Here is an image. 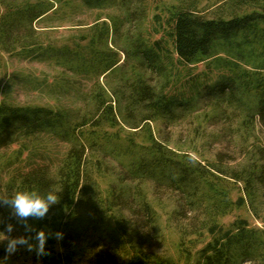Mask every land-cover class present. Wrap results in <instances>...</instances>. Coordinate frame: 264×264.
Returning <instances> with one entry per match:
<instances>
[{
	"label": "trees",
	"instance_id": "16d2710c",
	"mask_svg": "<svg viewBox=\"0 0 264 264\" xmlns=\"http://www.w3.org/2000/svg\"><path fill=\"white\" fill-rule=\"evenodd\" d=\"M74 1L88 10L106 12L84 28V24H78L84 32L81 40L88 42L74 47H43L41 27L35 24L47 18L45 5L30 0H1V50L62 59L71 73L86 77L91 84L82 93L86 105L72 110L0 102V149L41 134L68 145L60 184L48 166H36L13 178L4 192L0 187V199L7 200L18 190L42 194L59 189V200L50 207L54 212L70 211L80 200L86 151L97 144L85 129L109 125L133 134L147 129L150 143L134 148L130 141L119 145L118 155L108 154L117 160L120 171L108 202L98 206L107 212L111 226L74 215L69 225V221L64 223L63 234H70L75 227L84 244L75 264H94L102 254L114 264H176L154 251L161 236L155 229V211L142 184L150 182L176 191L181 205L192 210L202 205L204 182L216 178L241 183L246 205L255 212L256 197L264 186V147L252 148L251 144V157L245 165H229L221 153L214 161L202 163L151 135L150 125L158 122L170 126L199 110L200 101L205 100L219 109L229 108L227 117L244 119V127H264V76L260 74L264 70V0H215L209 9L200 7L201 0H175L177 4L170 12L171 43L179 62L188 65L197 56L208 55L215 41H236L259 59L256 72L230 67L227 75L211 85L190 83V95L165 91L172 81V55L158 42L151 43L144 32L146 0ZM233 133L240 134L238 129ZM9 224L30 229L28 220H21L10 205L0 203V231H7ZM6 246L0 243V260L7 255ZM244 263L264 264V225L261 229L248 227L240 220L206 243L194 264Z\"/></svg>",
	"mask_w": 264,
	"mask_h": 264
},
{
	"label": "rangeland",
	"instance_id": "374dc122",
	"mask_svg": "<svg viewBox=\"0 0 264 264\" xmlns=\"http://www.w3.org/2000/svg\"><path fill=\"white\" fill-rule=\"evenodd\" d=\"M30 1L41 2L48 9L47 18L35 24L41 27L39 39L43 47L85 45L88 39L81 40L84 32L78 24H84V28L98 14L106 13L88 10L74 0ZM214 1L201 0L200 7L213 5ZM146 3L148 13L142 25L145 34L151 43L158 42L171 51L172 55V81L165 89L167 93L190 95V83L198 81L211 85L222 75H227L230 67L249 72L257 71L255 66L259 64V59L248 47H240L236 41H215L208 55L197 56L188 65L179 62L171 43L170 12L177 4L176 1L146 0ZM2 11L0 0V13ZM35 55L37 54H28L22 50L10 53L0 49L1 103L71 110L86 105L82 93L91 84L86 77L71 73L62 59H42ZM260 72L264 76V70ZM209 103L210 101H200L199 110L170 126L151 123V135L166 140L169 148L186 152L202 163L214 161L217 154L221 153L225 155L229 165H245L251 157L248 154L251 144L252 148L256 145L264 147V127H244V119H233L232 115L227 117L230 115L229 108L219 109ZM234 129H238L240 134H234ZM85 131L97 144L86 151L80 200L74 203L70 211L54 212L50 207L42 218L28 217L26 220L29 221V230L12 224V231L7 233L9 238L32 235L31 243L35 244L34 237L37 232L44 231L50 235L45 244V255L37 256L35 250L28 251L26 246L18 245L15 252L5 256L6 264H75V257L83 250L84 244L79 240L75 227L70 234H63L62 238L56 237L57 231L64 232V223L69 221V225L72 217L79 215L84 219L111 226L107 212L103 206H98L108 202L111 187L120 171L117 160L108 154L118 155L119 145H126L130 141L135 144L134 148L148 144L151 136L147 129L133 134L134 132L109 125H103L96 130L86 128ZM67 148L66 143L41 134L0 149V187L3 192L13 178L36 166H48L56 183L60 184L62 162ZM124 159L129 158L124 156ZM142 191L155 211V229L161 236L154 251L170 257L176 264H194L198 251L233 227L235 222L243 220L248 227L260 229L264 225V186L256 197L255 212L246 205L242 184L227 180L212 178L208 184L204 182L202 205L192 210L181 205L180 195L168 187L145 182L142 184ZM3 243L7 244L8 241ZM94 264L114 263L102 254Z\"/></svg>",
	"mask_w": 264,
	"mask_h": 264
},
{
	"label": "clouds",
	"instance_id": "9594fccd",
	"mask_svg": "<svg viewBox=\"0 0 264 264\" xmlns=\"http://www.w3.org/2000/svg\"><path fill=\"white\" fill-rule=\"evenodd\" d=\"M59 191V189H55L39 194L33 190H18L7 200L0 199V203L10 205L15 216L22 220H26L28 217L42 218L47 214L50 206L58 202ZM11 231V224L7 225V232L0 231V243L5 240L8 241L5 248L6 253L15 252L18 245H23L26 246L28 251L35 250L37 256L46 254L45 244L50 234H46L44 231L37 232L34 237L35 244H33L30 243V240L33 239L32 237L9 238L7 233ZM55 235L57 238H62L63 233L57 231ZM6 259L7 257L4 260H0V264H6Z\"/></svg>",
	"mask_w": 264,
	"mask_h": 264
}]
</instances>
